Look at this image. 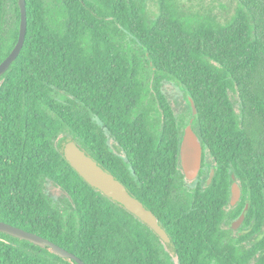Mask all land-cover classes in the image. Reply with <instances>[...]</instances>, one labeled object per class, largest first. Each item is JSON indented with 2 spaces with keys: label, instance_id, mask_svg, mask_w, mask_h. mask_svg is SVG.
I'll list each match as a JSON object with an SVG mask.
<instances>
[{
  "label": "trees",
  "instance_id": "1",
  "mask_svg": "<svg viewBox=\"0 0 264 264\" xmlns=\"http://www.w3.org/2000/svg\"><path fill=\"white\" fill-rule=\"evenodd\" d=\"M236 1L220 22L180 0H156L153 16L145 0H26V40L0 78V221L86 264H264V0ZM20 22L19 0H0V64ZM166 79L195 101L208 186L187 185L180 142L193 112L189 101L176 113ZM70 141L158 216L172 247L73 169ZM247 203L243 231L225 226ZM0 264L78 263L0 232Z\"/></svg>",
  "mask_w": 264,
  "mask_h": 264
},
{
  "label": "water",
  "instance_id": "2",
  "mask_svg": "<svg viewBox=\"0 0 264 264\" xmlns=\"http://www.w3.org/2000/svg\"><path fill=\"white\" fill-rule=\"evenodd\" d=\"M19 4L21 8L19 38L11 53L0 64V78L7 72L14 60L19 56L26 40L28 28L26 0H19ZM1 85L2 81H0V86ZM189 101L193 112V118L185 127L181 138L180 164L185 178L189 181H195L198 179L202 168L204 149L199 135L193 128L194 117L198 114V110L195 101L191 96H189ZM64 155L73 169L93 188L101 191L105 196L122 205L127 211L149 226L168 247H172V240L166 229L161 225L158 216L152 210L148 209L140 199L132 195L122 181L117 179L109 171L105 170L97 160L90 156L84 149L79 147L74 141H70L66 144L64 147ZM214 177L215 169L212 171L210 184ZM241 198L242 189L233 176L230 198L231 206L235 207L240 202ZM248 208L249 203H247L239 219L232 223L233 229L236 230L243 224ZM0 232L29 241L41 248H50L52 253L62 258H72L78 264H86L80 257L64 247L23 228L0 221Z\"/></svg>",
  "mask_w": 264,
  "mask_h": 264
},
{
  "label": "rangeland",
  "instance_id": "3",
  "mask_svg": "<svg viewBox=\"0 0 264 264\" xmlns=\"http://www.w3.org/2000/svg\"><path fill=\"white\" fill-rule=\"evenodd\" d=\"M145 1L149 14L153 16L157 11L156 0ZM180 2L186 12L212 15L220 22H225L230 19L235 10L238 8L239 3H237L236 0H180ZM163 90L166 92V95L173 104L176 113L187 116L190 111V105L186 88L177 81L166 79L163 82ZM231 96L238 104V94L233 92ZM67 137L68 135L60 136L57 140V144L62 145ZM110 144L115 151L121 152L120 148L112 139L110 140ZM205 162L207 166L213 167V160L208 151H206ZM49 192L56 198H60L62 196L60 191L52 190L51 188H49ZM231 224L232 223L227 225L231 226ZM242 228L243 225L239 228V230H235V232H242ZM173 261L175 264L178 263L176 257L173 258Z\"/></svg>",
  "mask_w": 264,
  "mask_h": 264
},
{
  "label": "flooded vegetation",
  "instance_id": "4",
  "mask_svg": "<svg viewBox=\"0 0 264 264\" xmlns=\"http://www.w3.org/2000/svg\"><path fill=\"white\" fill-rule=\"evenodd\" d=\"M205 158H206V156H205ZM205 158H204V151H203V162H202V168H201V170H200V173H199V177H198V179L197 180H195V181H189V180H187L186 178V182H187V185L190 187V188H197V187H199V186H202V187H204V186H208V185H210V177H211V174H212V171L214 170V167H209V166H207V164H206V162H205ZM231 205V204H230ZM240 217V216H239ZM239 217H237L236 219H234V220H232V222L231 223H233V222H235L236 220H238L239 219ZM243 224H244V222H243ZM242 224V225H243ZM241 225V226H242ZM225 226H229V225H227V224H225ZM240 226V227H241ZM230 227H232V224H231V226ZM236 230H239V228L238 229H236Z\"/></svg>",
  "mask_w": 264,
  "mask_h": 264
}]
</instances>
